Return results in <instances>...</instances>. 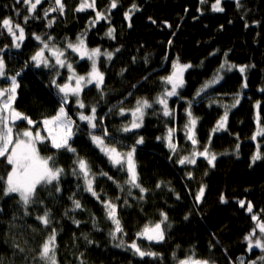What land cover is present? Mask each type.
Masks as SVG:
<instances>
[{"label": "trees", "instance_id": "obj_1", "mask_svg": "<svg viewBox=\"0 0 264 264\" xmlns=\"http://www.w3.org/2000/svg\"><path fill=\"white\" fill-rule=\"evenodd\" d=\"M87 2L91 4L93 0ZM63 3V14L48 11L45 15L55 6L54 0H41L31 13L23 0H0V20L11 18L25 29V39L18 49L7 31L0 29V57L7 64L0 88L8 87V78L20 73L16 77L19 87L14 107L36 123L28 125L23 121L17 128L44 131L43 119L55 115L63 95L52 80L63 85L69 82L70 73L66 67L56 65L50 55L49 67L35 65L31 57L43 48L35 36L62 50L76 75H86L91 61L81 59L67 44H75L77 37H83L87 48L100 49L97 66L104 73L101 89L94 84L83 89L80 98L86 105L84 109L71 95L65 105L75 121L71 146L97 174L94 188L100 200L84 191L83 179L73 175L76 155L57 152L47 140V149L38 145L42 156H55L57 166L64 169L60 192L56 193L51 185L41 190L42 203L30 206L28 215L15 194L0 199L2 264H38L33 257L53 228L57 232L58 264H179L193 253L212 264H264L258 259L264 252L255 247L249 250L245 240L256 225L251 219L253 214L264 222V135L252 139L258 128H264V0H239V6L237 0H220L223 11L213 10L216 0H116L115 8L111 7L112 0H94V8L84 11H76L81 0ZM97 12L102 18L97 19ZM25 16L29 17L27 23ZM109 29L114 30L112 36L107 35ZM104 53H112L111 59ZM225 61V69L220 70ZM174 62L191 67L183 73L184 86L177 90L178 95L168 97L172 114L165 117L162 106L154 103L153 108L145 110L142 127L122 132V127L133 119L131 110L138 99L153 102L171 89L162 78L173 72ZM230 65L236 67L229 71ZM241 66H247L244 73L239 71ZM217 74L219 82L201 90ZM237 99L239 103L233 107ZM93 106L96 129L79 120V113L90 114ZM189 111L197 121L196 145L188 139ZM226 111L225 127L213 131ZM104 128L109 133L106 144L119 151L135 146L138 182L146 192L126 184V172L113 166L92 143L89 133L101 135ZM169 129H173L175 152L164 139ZM140 137L144 142L137 145ZM258 146L261 159L253 163ZM205 147L216 156L214 166L199 155L195 164L178 162L185 156L192 158L193 151L200 152ZM7 170L10 168L6 169L0 158V175H6ZM101 172L107 176L99 175ZM109 176L113 179L109 180ZM201 186L204 194L197 201ZM70 197L79 200L82 208L74 209ZM221 197L226 202L222 203ZM108 199L118 206L125 244L135 240L143 250L157 253L156 257L141 258L126 247L115 246L121 234L115 241L109 236L114 226L101 203ZM240 201L245 202V207L240 206ZM248 203L253 206L252 213L247 211ZM45 209L51 213L48 227L36 219ZM161 212L168 216L162 226L165 240L155 243L137 237L145 225L162 219ZM256 232L259 235L258 229Z\"/></svg>", "mask_w": 264, "mask_h": 264}, {"label": "snow or ice", "instance_id": "obj_2", "mask_svg": "<svg viewBox=\"0 0 264 264\" xmlns=\"http://www.w3.org/2000/svg\"><path fill=\"white\" fill-rule=\"evenodd\" d=\"M19 2V0H17ZM201 2H205V0H201ZM23 3L28 5V11L34 12L37 8V5L41 3V0H23ZM239 6V0H237ZM55 6L46 10L45 15H47L48 11L52 12H60L63 14L65 5L63 0H54ZM117 6L116 0H112L111 7L115 8ZM93 7L94 8V0L93 3L89 4L87 0H81L80 5L76 9V11H84L86 8ZM135 8V5H133ZM214 11H223V8L220 7V0H216V3L213 5ZM97 19L102 18L101 13L97 12ZM126 17L128 13L125 14ZM29 17L25 16L24 21L27 23ZM51 21H49V26H51ZM0 29L6 30L8 35L12 38V44L15 48H20L21 43L25 39V29L19 23H14L11 18H4L0 20ZM113 29H109L107 35L112 36ZM0 34H3L0 32ZM35 39L41 41L43 44V48L37 51L32 57L31 60L35 62L37 67L43 65L44 67H49V58L45 56L44 50L49 49L51 55L55 58V64L59 65L61 68H67L70 75L68 77L69 81L74 80L75 86H72L71 83H64L63 85L57 84L56 80H52V84L58 89V92L63 94L61 98L60 107L51 117L44 118L42 123L44 125V129L47 131L48 136H42L39 130L35 132L31 128H25L23 131H15L14 129L18 127L17 122L26 121L28 125H34L36 122L33 121L27 115L17 111L14 107V102L16 100L17 88L19 84L17 83L16 77L20 75L17 73L14 76L9 77L11 83L6 88H0V158H2L4 166L7 170L6 175H0V199L3 197H13L18 196L17 203L20 204L24 209V214L28 215V208L34 204L42 203V200L39 199V192L43 189H46L47 186H53L56 193L60 192L59 180L61 176L64 174V169L57 166L56 157L55 156H42L40 152V148L38 145H44L45 149H47V145L45 141H50L51 147L56 149L57 152L63 150L66 152L73 153L76 155V149L71 146V140L75 135L73 131V126L75 121L68 115L66 111L65 105L68 103V97L74 96L76 97L75 103L78 105L80 109H84L86 105L83 100L80 98L81 93L85 87L88 85L94 84L97 89H101L104 84V73L101 72L97 66V57L101 55L100 49H87L85 44V40L83 37H77V43H68L67 48L71 49L72 52L78 53L81 59L87 58L91 61L90 71L86 73V75H76L73 69V65L71 63H67L65 59H62L64 56V52L55 46H51L43 41L40 36H35ZM49 39H52L49 37ZM7 47V46H5ZM2 51V50H0ZM119 51V49H117ZM109 59L112 57V53H104ZM227 55V54H225ZM227 61L225 64H221L220 70L225 69ZM191 67V65H180L178 62L173 63V72L167 77H163L162 80L166 82V84L171 85L170 90H165L161 96L157 97L153 102H150L148 99L141 98L136 101V105L134 109L131 110V115L133 119L131 120L129 125H125L122 127V132H130L133 129H138L142 127L143 120L145 116V110L153 108V104H159L162 106L163 115L165 117L170 116L172 113L169 109L168 105V97H173L178 95V89L184 86V71ZM236 67L235 65L228 66L227 70L231 71L232 68ZM247 66H241L239 71L244 73ZM5 61L2 57H0V77H5ZM219 71V70H218ZM221 77L217 74L211 81L207 82L202 86L203 88H207L209 84H215L219 82ZM247 87L246 84L243 85ZM264 91V89H262ZM199 95V92L197 93ZM239 103L237 99L233 107ZM124 110H121V115H123ZM189 116V124L186 125L188 128V139L191 140L193 145H196L198 141L195 139L194 128L196 125V119L192 117L191 112H188ZM228 118V112L226 111L224 115L221 117V120L218 121V125L216 131L218 129H223L226 125ZM79 120L87 122L90 129H96V108L91 107L90 114H85L83 112L79 113ZM172 132L173 129L168 130V134L164 139L167 140V147L173 152L176 151V145L172 143ZM90 139L96 147L100 149L104 155L107 156L109 162L118 167V170L125 171L127 174V179L125 183L130 185L132 188H138L141 193L146 192L147 190L143 188L139 181V175L137 172V166L134 160V154L136 151L135 146H133L127 152H121L115 146H110L105 143V138L109 136L107 128L103 129L101 135H96L92 132L89 133ZM257 135H264V128H258L256 134L253 135L252 139L255 140ZM157 139H161V137H157ZM143 137H140L136 140V144H142ZM239 148V145H237ZM203 156L208 160L209 165L214 166V161L216 156L214 154H210L208 152L207 147L203 151L196 152L193 151L192 158L185 156L180 159L178 162L183 165L185 163L195 164V157ZM261 159V155L259 152V146L257 152L252 156L253 163L256 160ZM73 175H76L78 179L82 178L84 181V191L90 193L97 200H100V194L94 188V182L96 178V173L92 172L91 166L87 160L76 155V159L73 161ZM99 175L107 176V173H99ZM191 175V174H189ZM109 180L113 178L111 176L108 177ZM55 182V184H54ZM115 182V181H114ZM117 187H120L118 184ZM157 187H160L158 184ZM121 190H123L121 188ZM129 194L130 190H129ZM204 187L201 186L198 194L196 195V200L199 201L203 197ZM143 197H141L142 199ZM72 199V203L74 205V209H81L82 205L79 200ZM119 199V198H117ZM221 202H226L223 197H221ZM103 205L104 212L106 214V218L111 221V224L114 228L109 232V236L112 240H117L118 235L121 234V238L119 239V243H117L116 247H126L131 250L134 255H138L143 258L145 256L156 257L157 253L152 251H146L141 248L140 245L136 243L134 240L131 244H125V241L122 238V235H126L124 232V228L122 227L121 220L118 217V206L112 200H103L101 201ZM126 203V202H125ZM240 206L245 207V202L240 201ZM2 211V209H0ZM247 211L249 213L253 212V206L251 203L247 204ZM162 219L159 222H156L151 225H145L144 228L137 233V237L143 238L149 242L161 243L165 240V230L164 225L168 221V216L166 213L161 212ZM51 213L48 209H45L43 215H39L36 217L41 224L45 227H48L51 221ZM187 219V217H185ZM15 219V217H14ZM251 219L256 222L255 228L245 236V240L248 242L249 250H252L254 247L259 248L262 252H264V222L261 221L260 217L256 214H253ZM77 225H79V221H74ZM95 224V221H94ZM171 225H167L170 227ZM256 229L259 230V235H257ZM56 229H52L47 239L40 245L39 251L36 256L33 257L38 264H58V260L56 257ZM85 240L88 243H92V241L88 240L87 236H85ZM16 249L20 252H24L23 248H20L19 245H15ZM175 258V253H173ZM259 260L264 261V256L258 257ZM2 264V261H0ZM81 264H84L81 261ZM179 264H212L209 260L199 259L195 257L193 253L190 256H187L185 259L179 260ZM243 264V261H241ZM251 264H256V261H252Z\"/></svg>", "mask_w": 264, "mask_h": 264}, {"label": "rangeland", "instance_id": "obj_3", "mask_svg": "<svg viewBox=\"0 0 264 264\" xmlns=\"http://www.w3.org/2000/svg\"><path fill=\"white\" fill-rule=\"evenodd\" d=\"M87 49L91 50L90 48H87ZM44 53H45V56L48 57V58H49V55L52 56V55H51V52L49 51V49H45V50H44ZM52 57H53V56H52ZM53 58H54V57H53ZM62 59H64V58L62 57ZM96 59H97V58H96ZM65 60H66V59H65ZM49 62H50V60H49ZM5 65H7L6 62H5ZM68 83H71L72 86H75V81H74V80L69 81ZM72 120H73V119H72ZM73 121H74V120H73ZM18 123H20V121H18L17 124H18ZM43 126H44V125H43ZM25 128H28V127H22V126H20V127L17 128V129L15 128L14 130H15V131H23ZM18 129H19V130H18ZM32 130H33V129H32ZM43 130H44V131L39 130V131L41 132V135L47 137V136H48V133H47V131L44 129V127H43ZM73 131H74V126H73ZM97 135H98V134H97ZM105 143H106V142H105ZM130 149H131V148H130ZM130 149H128V150H130ZM128 150L121 151V152H127ZM134 158H135V154H134Z\"/></svg>", "mask_w": 264, "mask_h": 264}]
</instances>
